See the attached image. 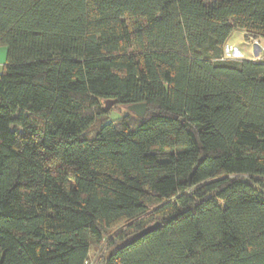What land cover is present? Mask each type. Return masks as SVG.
Here are the masks:
<instances>
[{
  "label": "trees",
  "instance_id": "obj_1",
  "mask_svg": "<svg viewBox=\"0 0 264 264\" xmlns=\"http://www.w3.org/2000/svg\"><path fill=\"white\" fill-rule=\"evenodd\" d=\"M237 30L264 41V0H0V264H264V61L225 59Z\"/></svg>",
  "mask_w": 264,
  "mask_h": 264
},
{
  "label": "rangeland",
  "instance_id": "obj_2",
  "mask_svg": "<svg viewBox=\"0 0 264 264\" xmlns=\"http://www.w3.org/2000/svg\"><path fill=\"white\" fill-rule=\"evenodd\" d=\"M213 1L214 0H206V3L208 5H210V4L213 3ZM247 43L249 44V46L252 45L251 41L250 42H247ZM231 44L233 46H231ZM229 45L227 44L225 46L226 47L225 48V59L226 60L244 61V59H242V58H245V56L244 57H241V55L238 54V52L239 53L241 52V46L244 45V38H243L242 31L237 30L234 33H232V36H231V38L229 40ZM243 47H246V46L244 45ZM251 47H252L251 56H252V58H254L253 51L256 50V48H253V46H251ZM246 48H249V47H246ZM257 48L260 50V53H262L264 51V41H260V45H258ZM262 60L264 61V57H262ZM2 73H4V68L0 70V74H2ZM104 106H105V103H104ZM106 113H107L106 114L107 115V118L110 121H115V120L121 118L123 115H125L126 109L123 108V107H121V106L115 105L109 112H106ZM141 219L142 218H139L137 220H134L132 222H129L128 224H124L122 226H119V228L114 229L112 231V233L115 232V231L122 230L126 226H129L130 224H135L138 221H140ZM108 251L109 250L107 248L106 242L102 246L97 247V248H94L92 250L91 254H90V260H89L90 263L91 264H98L99 260L102 257L108 255Z\"/></svg>",
  "mask_w": 264,
  "mask_h": 264
},
{
  "label": "crops",
  "instance_id": "obj_3",
  "mask_svg": "<svg viewBox=\"0 0 264 264\" xmlns=\"http://www.w3.org/2000/svg\"><path fill=\"white\" fill-rule=\"evenodd\" d=\"M244 33L245 32L242 31L243 38H244V45L246 47H249V48L243 47L244 45L241 46V52L240 53L238 52V54L241 55V57H244L245 56V58H242V59H245V60H248V61L263 62V60L257 61V60H255V59L252 58V56H251L252 47L249 46V44L245 41L246 40L245 39V35L246 34H244ZM227 44L229 45V42ZM231 46H233V45L231 44ZM7 53H8V51H7V48L6 47H0V70L3 69L4 66L6 65Z\"/></svg>",
  "mask_w": 264,
  "mask_h": 264
},
{
  "label": "water",
  "instance_id": "obj_4",
  "mask_svg": "<svg viewBox=\"0 0 264 264\" xmlns=\"http://www.w3.org/2000/svg\"><path fill=\"white\" fill-rule=\"evenodd\" d=\"M115 105H116V102H114L113 100L106 101L105 102L106 112H109ZM146 108H147V105L143 103V104H138L134 106H128L125 109L129 114L135 115L138 118H144L146 114ZM151 230L152 229L148 231H151Z\"/></svg>",
  "mask_w": 264,
  "mask_h": 264
},
{
  "label": "built area",
  "instance_id": "obj_5",
  "mask_svg": "<svg viewBox=\"0 0 264 264\" xmlns=\"http://www.w3.org/2000/svg\"><path fill=\"white\" fill-rule=\"evenodd\" d=\"M251 43H252L251 46H253V48H256V50L253 51V56H254L253 59L258 60V61L262 60V57H264V51L262 53H260V50L257 48L258 45H260V41L259 40H252ZM89 264H91V263H89Z\"/></svg>",
  "mask_w": 264,
  "mask_h": 264
}]
</instances>
